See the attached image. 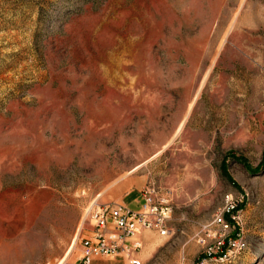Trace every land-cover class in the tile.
<instances>
[{
	"label": "rangeland",
	"instance_id": "374dc122",
	"mask_svg": "<svg viewBox=\"0 0 264 264\" xmlns=\"http://www.w3.org/2000/svg\"><path fill=\"white\" fill-rule=\"evenodd\" d=\"M146 188L144 264H264V0H0V264L75 263Z\"/></svg>",
	"mask_w": 264,
	"mask_h": 264
},
{
	"label": "built area",
	"instance_id": "2783aa9c",
	"mask_svg": "<svg viewBox=\"0 0 264 264\" xmlns=\"http://www.w3.org/2000/svg\"><path fill=\"white\" fill-rule=\"evenodd\" d=\"M152 188L143 191L142 209L139 212L130 210L122 204L95 205L89 210L91 232L81 239V255L72 264H94L99 259H110L124 255L127 264H143L136 254L143 248L140 240H134L143 231H153L160 236L170 232L168 219L170 209L154 198ZM215 224H223L219 216ZM227 227V226H226ZM239 244L228 241L229 248Z\"/></svg>",
	"mask_w": 264,
	"mask_h": 264
},
{
	"label": "crops",
	"instance_id": "0c3cea01",
	"mask_svg": "<svg viewBox=\"0 0 264 264\" xmlns=\"http://www.w3.org/2000/svg\"><path fill=\"white\" fill-rule=\"evenodd\" d=\"M113 203L115 204H122V205H125L127 208H129L130 210H133V211H136V212H139L141 211L142 209V204H143V198L141 195H139V198L138 199H133L132 201L128 202L125 204L124 200L122 199H114L113 200ZM143 233L139 234L138 236H136L134 238V240H142L141 237H142ZM142 243L144 244L143 240H142ZM140 254H136V256L141 259V256H139ZM143 262V260H142ZM97 263V260L94 262V264ZM144 264V262H143Z\"/></svg>",
	"mask_w": 264,
	"mask_h": 264
}]
</instances>
